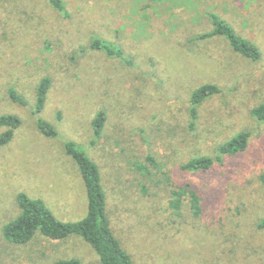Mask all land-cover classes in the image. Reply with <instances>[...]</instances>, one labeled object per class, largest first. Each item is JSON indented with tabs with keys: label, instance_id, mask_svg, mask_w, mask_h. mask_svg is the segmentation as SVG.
<instances>
[{
	"label": "rangeland",
	"instance_id": "rangeland-1",
	"mask_svg": "<svg viewBox=\"0 0 264 264\" xmlns=\"http://www.w3.org/2000/svg\"><path fill=\"white\" fill-rule=\"evenodd\" d=\"M1 3V2H0ZM3 0L0 10V115L21 125L0 145V264H51L78 258L102 264L83 237L26 244L4 238L21 210L17 194L43 199L63 221L87 213L86 187L65 150L75 142L99 166L111 227L136 264H264V0ZM220 15L255 42L261 57L235 51L208 35ZM106 48L91 47L94 40ZM52 79L40 113L38 83ZM219 87L191 110L203 84ZM14 89L27 101L15 102ZM106 112L101 135L92 120ZM38 118L58 137L43 135ZM3 129H0V133ZM240 133L247 146L222 147ZM209 157L204 170L182 166ZM188 185L201 197L195 216L188 196L175 208L172 190Z\"/></svg>",
	"mask_w": 264,
	"mask_h": 264
},
{
	"label": "trees",
	"instance_id": "trees-1",
	"mask_svg": "<svg viewBox=\"0 0 264 264\" xmlns=\"http://www.w3.org/2000/svg\"><path fill=\"white\" fill-rule=\"evenodd\" d=\"M49 4L60 13H67L65 0H47ZM0 10L3 9V0H0ZM214 24L213 31L208 35H222L231 47L243 56L256 60L261 57L259 46L251 39L239 34L235 27L220 15L211 14ZM92 48H106L109 53H114L108 43L96 39L91 44ZM52 85V79L44 76L38 83L34 105L35 113H40L47 102L48 92ZM219 87L215 84H203L193 91L191 101L194 104L191 114L196 116V105H199L207 97L218 93ZM11 99L15 102L26 104L27 101L14 89L9 90ZM253 112L264 118V103L254 108ZM106 121V112L100 110L92 120L95 135H101ZM22 123L17 114L0 115V145L9 143L14 136L16 128ZM40 132L47 137H58L59 132L50 122L43 118L37 121ZM247 133H240L228 141L221 149L226 153L242 151L247 146ZM65 150L73 157L82 174L87 193V213L78 221H63L59 219L41 198H33L25 192L17 194L20 214L3 226L4 238L16 244H26L39 232L50 239H66L71 235L83 237L94 248L102 264H136L131 254L123 247L120 239L115 235L107 210L106 191L103 187L98 164L75 142L67 140ZM214 160L209 157H193L183 164L182 168L195 171L210 168ZM264 185V174L261 176ZM172 205L181 208L185 196H188L191 210L195 216L202 211L201 197L199 193L188 185L172 190ZM264 229V219L259 224ZM51 264H82L78 258L58 259Z\"/></svg>",
	"mask_w": 264,
	"mask_h": 264
}]
</instances>
